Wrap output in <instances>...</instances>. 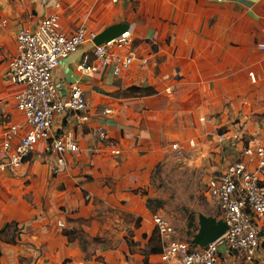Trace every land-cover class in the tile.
Instances as JSON below:
<instances>
[{"label":"crops","instance_id":"obj_1","mask_svg":"<svg viewBox=\"0 0 264 264\" xmlns=\"http://www.w3.org/2000/svg\"><path fill=\"white\" fill-rule=\"evenodd\" d=\"M50 13L65 31L81 24L96 34L124 24L130 43L119 52L134 57L118 74L97 65L82 76L75 64L86 44L53 70L62 95L79 82L88 122L76 134L78 150L64 155L56 173L41 143L18 168L0 173V230L16 223L15 243L0 242V264H97L63 230L123 200L171 143L214 138L235 122L264 143V0H0V139L7 121L22 125L12 97L19 87L3 79L15 34ZM94 127L117 143L118 155L88 135ZM91 229L84 226L89 239ZM225 257L235 260L223 256L221 263Z\"/></svg>","mask_w":264,"mask_h":264},{"label":"built area","instance_id":"obj_2","mask_svg":"<svg viewBox=\"0 0 264 264\" xmlns=\"http://www.w3.org/2000/svg\"><path fill=\"white\" fill-rule=\"evenodd\" d=\"M107 1L116 4L120 0ZM53 6L57 8L58 4L55 2ZM94 36L92 30L81 24L70 31L63 30L57 13L43 16L33 28L17 30L14 52L7 61L3 79L19 87L12 97L22 125L6 123L0 139V173L18 168L38 143L42 144V156L55 157L53 173L65 163V154L78 150L76 134H81L88 122L83 92L75 81L65 94H60L53 70L61 59L86 44L90 49L82 52L75 64V71L82 76H91L97 65L110 66L118 74L134 57L131 51L119 52L130 43L126 35L120 34L97 45L92 43ZM233 126L230 132L221 130L216 134L217 142L224 143L226 149L233 148L229 160L211 170L203 187L218 219L225 223L224 231L205 245H194L191 240L180 239L164 217L153 214L151 220L160 238L161 260L172 259L177 264H220L223 256L230 255L243 264H255L259 251L264 250V143L247 136L236 122ZM87 133L109 154L120 153L117 143L101 127L90 128ZM177 147L176 143L170 144L171 149Z\"/></svg>","mask_w":264,"mask_h":264},{"label":"rangeland","instance_id":"obj_3","mask_svg":"<svg viewBox=\"0 0 264 264\" xmlns=\"http://www.w3.org/2000/svg\"><path fill=\"white\" fill-rule=\"evenodd\" d=\"M192 138V145L188 139L180 138L176 149L169 146L148 174L136 177L134 182L139 184L126 189L131 193L126 191L119 203L99 207L88 219L73 223L70 229L76 241L87 247L88 260H96L97 264H177L172 259L161 260L158 254L145 253L151 247L161 250L160 238L152 232V215L164 217L178 237L186 241L197 232L199 215L218 219L213 202L204 195V182L212 169L225 165L233 146L226 149L216 137ZM191 216L195 229L187 227ZM85 225H92L99 243L87 238ZM95 250L103 251V256H95ZM258 261L257 258L255 264ZM220 264L243 263L225 257Z\"/></svg>","mask_w":264,"mask_h":264},{"label":"water","instance_id":"obj_4","mask_svg":"<svg viewBox=\"0 0 264 264\" xmlns=\"http://www.w3.org/2000/svg\"><path fill=\"white\" fill-rule=\"evenodd\" d=\"M124 28L125 26L122 23L109 25L95 34L94 38L92 39V43L95 45L105 43L122 34L124 32ZM197 218L198 229L191 239V243L194 245L202 246L215 240L225 229V223L220 219L201 215H199Z\"/></svg>","mask_w":264,"mask_h":264},{"label":"trees","instance_id":"obj_5","mask_svg":"<svg viewBox=\"0 0 264 264\" xmlns=\"http://www.w3.org/2000/svg\"><path fill=\"white\" fill-rule=\"evenodd\" d=\"M129 90L133 93H140L142 88H138V87H131L129 88ZM74 222H78L77 220ZM187 227L190 229H195V225H194V220L193 217L191 216L188 219L187 222ZM10 230V232H9ZM15 231H16V223L15 222H9L6 223L5 226L0 230V242H6V243H15L16 239H15ZM154 232V231H152ZM63 234L66 235L69 238L75 239V233L73 229H64L63 230ZM142 237H144V234H142ZM93 243H99V239L95 236L92 237L90 239ZM150 241V238L148 239V242ZM79 243V242H78ZM79 246L82 250H85L84 247H82V245ZM146 254H159L160 253V247H151L150 249H148L147 252H145Z\"/></svg>","mask_w":264,"mask_h":264}]
</instances>
